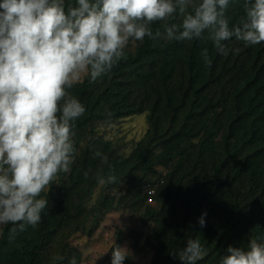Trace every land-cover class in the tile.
<instances>
[{
  "label": "trees",
  "instance_id": "1",
  "mask_svg": "<svg viewBox=\"0 0 264 264\" xmlns=\"http://www.w3.org/2000/svg\"><path fill=\"white\" fill-rule=\"evenodd\" d=\"M244 3L230 0V26L245 18ZM152 28L163 32V22ZM225 43L222 55L208 39L145 37L130 41L107 75L75 82L69 91L86 108L73 122L75 162L42 193L49 204L36 227L11 240L12 225L0 227V264H69L72 258L83 264L77 239L92 236L108 213L121 209L152 223L149 264H182L178 252L188 238H199L207 250L198 264H220L229 245L246 248L251 238H264V42ZM205 48L211 66L201 55ZM142 113L148 128L129 152L101 130ZM109 165L118 182L101 186L96 173L108 174ZM148 182L158 184L155 194Z\"/></svg>",
  "mask_w": 264,
  "mask_h": 264
},
{
  "label": "clouds",
  "instance_id": "2",
  "mask_svg": "<svg viewBox=\"0 0 264 264\" xmlns=\"http://www.w3.org/2000/svg\"><path fill=\"white\" fill-rule=\"evenodd\" d=\"M230 0H0V225H12L9 239L36 227L50 191L69 173L77 148L74 124L85 106L70 93L86 75L90 82L110 73L130 41L208 39L227 55L226 41L246 46L264 42V0H245V18L230 26ZM191 9V11L189 10ZM181 17V22L168 23ZM163 22L164 30L152 25ZM205 33L207 36L205 37ZM211 66L207 48L201 53ZM111 114L109 113V116ZM94 157H107L93 149ZM91 171V170H89ZM88 171L84 172L87 179ZM101 186L118 182L115 169L96 173ZM204 216L199 223L205 226ZM111 264H123L128 250L114 244ZM176 255V253H173ZM207 256L199 238L178 252L182 264ZM69 264H77L72 258ZM220 264H264V238L226 249Z\"/></svg>",
  "mask_w": 264,
  "mask_h": 264
},
{
  "label": "rangeland",
  "instance_id": "3",
  "mask_svg": "<svg viewBox=\"0 0 264 264\" xmlns=\"http://www.w3.org/2000/svg\"><path fill=\"white\" fill-rule=\"evenodd\" d=\"M83 77L84 75L80 80ZM147 128L146 114L142 113L115 124H105L101 130L107 131L117 144L129 152L133 142L139 140L146 133ZM99 191L100 189L97 190L95 198L98 197ZM110 191L117 193L119 189L113 188ZM151 227L152 223L145 222L139 215L124 209L108 213L92 236L83 233L77 239L85 250L83 264H111L113 242L128 250L132 264H149L153 252L146 245V240L150 236ZM130 230L137 231L139 236L131 234Z\"/></svg>",
  "mask_w": 264,
  "mask_h": 264
},
{
  "label": "built area",
  "instance_id": "4",
  "mask_svg": "<svg viewBox=\"0 0 264 264\" xmlns=\"http://www.w3.org/2000/svg\"><path fill=\"white\" fill-rule=\"evenodd\" d=\"M157 187H158V184H154L152 182H148L146 184V189L148 190V192L152 195V194H155L156 191H157Z\"/></svg>",
  "mask_w": 264,
  "mask_h": 264
}]
</instances>
